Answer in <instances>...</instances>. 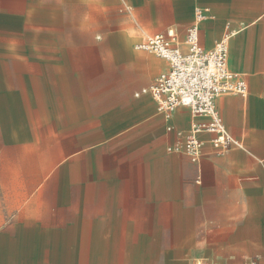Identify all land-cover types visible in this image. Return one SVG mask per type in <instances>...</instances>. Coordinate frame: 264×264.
I'll return each mask as SVG.
<instances>
[{"label": "crops", "instance_id": "obj_1", "mask_svg": "<svg viewBox=\"0 0 264 264\" xmlns=\"http://www.w3.org/2000/svg\"><path fill=\"white\" fill-rule=\"evenodd\" d=\"M200 9L229 35L247 96L218 109L241 146L166 118L143 93L169 69L138 49ZM264 264V0H0V264Z\"/></svg>", "mask_w": 264, "mask_h": 264}, {"label": "built area", "instance_id": "obj_2", "mask_svg": "<svg viewBox=\"0 0 264 264\" xmlns=\"http://www.w3.org/2000/svg\"><path fill=\"white\" fill-rule=\"evenodd\" d=\"M204 18L205 13L198 9L184 40L169 29L137 45L138 49L150 51L169 63V69L142 90L155 99L158 112L170 118L178 107H187L195 118H200L192 124L185 140L174 147L195 163L203 156L204 143L199 136L202 132L212 135L210 143L219 155L233 146H241L228 131L217 99L230 93L247 96L249 92L246 79L229 68V35L217 41L212 49L201 45L199 25ZM197 264L215 263L202 259Z\"/></svg>", "mask_w": 264, "mask_h": 264}]
</instances>
